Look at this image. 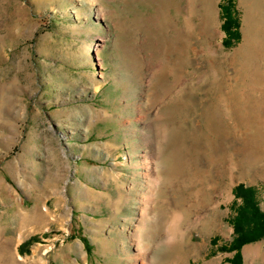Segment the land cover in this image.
Segmentation results:
<instances>
[{"label":"rangeland","instance_id":"obj_1","mask_svg":"<svg viewBox=\"0 0 264 264\" xmlns=\"http://www.w3.org/2000/svg\"><path fill=\"white\" fill-rule=\"evenodd\" d=\"M222 1L0 0V264H231L235 186L264 209V0L230 47Z\"/></svg>","mask_w":264,"mask_h":264},{"label":"trees","instance_id":"obj_2","mask_svg":"<svg viewBox=\"0 0 264 264\" xmlns=\"http://www.w3.org/2000/svg\"><path fill=\"white\" fill-rule=\"evenodd\" d=\"M224 23L223 30L226 37L223 43L230 47L234 41L240 38V17L236 8L235 0H223L221 3ZM235 195L242 199V202L235 208L236 214L229 219L234 228L233 240L221 245L222 251L234 252L227 261L231 264H244L242 248L245 244L258 241L264 238V209L257 199L255 187H246L244 184L235 186ZM218 241L217 238H214Z\"/></svg>","mask_w":264,"mask_h":264},{"label":"bare ground","instance_id":"obj_3","mask_svg":"<svg viewBox=\"0 0 264 264\" xmlns=\"http://www.w3.org/2000/svg\"><path fill=\"white\" fill-rule=\"evenodd\" d=\"M148 212H149V208L146 207V210H144V213H143V220H142L143 225L147 224L150 220ZM136 256H137V258L138 257L141 258V260L143 262L151 260V259H148L149 258V250L148 249L147 250H143V249L140 250V252Z\"/></svg>","mask_w":264,"mask_h":264}]
</instances>
